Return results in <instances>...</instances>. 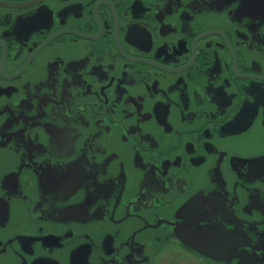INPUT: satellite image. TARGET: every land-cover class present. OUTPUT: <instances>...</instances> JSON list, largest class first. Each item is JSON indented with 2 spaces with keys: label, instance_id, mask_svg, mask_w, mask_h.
<instances>
[{
  "label": "flooded vegetation",
  "instance_id": "flooded-vegetation-1",
  "mask_svg": "<svg viewBox=\"0 0 264 264\" xmlns=\"http://www.w3.org/2000/svg\"><path fill=\"white\" fill-rule=\"evenodd\" d=\"M0 264H264V0H0Z\"/></svg>",
  "mask_w": 264,
  "mask_h": 264
}]
</instances>
